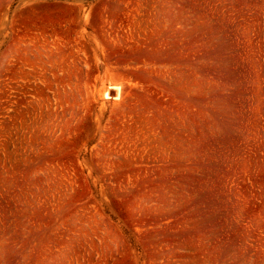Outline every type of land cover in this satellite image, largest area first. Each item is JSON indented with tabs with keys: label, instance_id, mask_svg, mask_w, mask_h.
<instances>
[{
	"label": "rangeland",
	"instance_id": "obj_1",
	"mask_svg": "<svg viewBox=\"0 0 264 264\" xmlns=\"http://www.w3.org/2000/svg\"><path fill=\"white\" fill-rule=\"evenodd\" d=\"M0 264H264V0H0Z\"/></svg>",
	"mask_w": 264,
	"mask_h": 264
}]
</instances>
